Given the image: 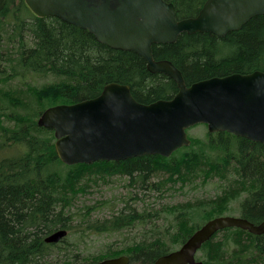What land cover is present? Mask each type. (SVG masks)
Returning a JSON list of instances; mask_svg holds the SVG:
<instances>
[{"label":"trees","instance_id":"1","mask_svg":"<svg viewBox=\"0 0 264 264\" xmlns=\"http://www.w3.org/2000/svg\"><path fill=\"white\" fill-rule=\"evenodd\" d=\"M166 1L173 3L180 19L196 15L205 0ZM152 48L155 59L170 60L181 70L187 85L210 76L264 71V14L252 17L240 29L223 36L182 32L175 42L153 44ZM8 68L11 72L7 79L26 74L56 79L44 86L51 88L48 92L53 96L45 107L93 98L110 82L128 84L133 97L142 103L169 98L177 91L172 78L149 72L145 59L137 53L103 44L88 30L57 17L37 16L24 0H0V75ZM43 107H32L33 112L23 117L24 123L0 125V149L16 145L22 148L20 154L0 155V264H54L52 257L61 254L64 261L60 264L102 258L105 250L89 259L83 258L81 252L70 248L75 242L66 238L57 243L45 241V237L59 229L70 233L72 221L66 207L72 197L66 194L72 187H80L88 171L101 168L99 165H118V170L138 188L155 186L147 181L161 158L159 155L90 164L62 163L53 146L52 130L39 127L35 121ZM188 137L191 143L184 146L182 169L187 166V172L192 168L194 172L203 166L201 163L210 162L214 174L225 180L232 176L224 187L227 198L245 193L239 204V216L255 224L261 222L264 145L226 131H207L205 140ZM218 149L222 152L217 156L220 162L211 157V151ZM60 165L67 169L64 176L59 173ZM54 166H58L57 170ZM222 206L221 198L213 203L215 209ZM150 217L149 213L140 214L136 209L129 213L120 210L109 224L103 221L98 231H118L136 226L137 222L146 225ZM191 233H185L179 243ZM220 233H226L222 240L217 237ZM120 250L129 255L131 262L150 264L173 249L145 240L140 245L121 246ZM199 251L204 264H264V233L257 235L228 227L215 233Z\"/></svg>","mask_w":264,"mask_h":264},{"label":"water","instance_id":"2","mask_svg":"<svg viewBox=\"0 0 264 264\" xmlns=\"http://www.w3.org/2000/svg\"><path fill=\"white\" fill-rule=\"evenodd\" d=\"M41 17H57L88 30L112 48L137 53L151 73H162L177 85L169 98L137 101L128 84L110 82L95 97L44 109L39 127L53 130L54 149L66 165L117 161L144 155L169 156L190 144L186 129L204 123L210 133L226 131L264 145V71L210 76L185 83L170 60H156L152 44L172 43L182 32L223 36L252 17L264 14V0H205L195 16L176 18L166 0H24ZM237 227L264 233V219L255 224L233 215L215 216L196 228L173 251L151 264H204L197 251L218 231ZM59 229L45 237L57 243ZM127 258L79 264H126Z\"/></svg>","mask_w":264,"mask_h":264},{"label":"rangeland","instance_id":"3","mask_svg":"<svg viewBox=\"0 0 264 264\" xmlns=\"http://www.w3.org/2000/svg\"><path fill=\"white\" fill-rule=\"evenodd\" d=\"M11 49L14 51L13 46ZM10 72L8 68L0 75V125L5 127H9L11 122L14 126L18 121L24 123L22 119L26 113L33 112L32 107L37 109L44 105L42 110L47 108L45 106L52 101L53 96L48 92L51 88L44 86L56 80L53 77L33 78L29 74L25 77L19 75L5 78ZM34 98L37 100L35 103ZM17 113H21L19 118ZM38 117L39 114L35 118L36 122ZM207 131V126L202 123L186 129L190 137L198 140H205ZM54 140L53 135V146ZM19 146L4 147L0 149V155L20 154L22 148ZM185 154L183 147L156 161L152 177L147 181L155 184L153 188L141 189L133 185L129 177L118 170V165L112 163H109L110 166H106L107 163L99 165L103 171L98 167L88 171L94 173H87L80 187L74 186L66 194L72 197L70 205L66 207L72 221V230L68 232L66 239L75 242L70 248L74 252H81L82 257L87 259L91 255L100 254L102 250L107 251L108 257L117 256L122 253L120 249L117 250L121 246L135 243L140 245L145 240L175 249L180 246V239L185 233L193 232L208 216H239V204L246 194L241 192L233 199L227 198L224 187L232 176L225 180L214 174L210 169V162L201 163L203 166L198 167L199 170L195 167L194 172L193 168L187 172V166L182 169ZM221 154L219 149L211 151L212 160L220 162L217 156ZM60 166L53 168L57 170L58 167L60 175L64 176L67 169ZM218 198L222 199L223 206L215 209L213 203ZM132 209L140 214L149 213L151 217L147 218L148 223L140 225L137 222L136 226L113 232L98 231L99 225L104 224L103 221L109 224L120 210L129 213ZM94 224L97 225L91 226ZM225 235L226 233L218 234V240H222ZM62 255H54L52 262L62 263ZM197 258L203 260L201 251L197 253Z\"/></svg>","mask_w":264,"mask_h":264},{"label":"flooded vegetation","instance_id":"4","mask_svg":"<svg viewBox=\"0 0 264 264\" xmlns=\"http://www.w3.org/2000/svg\"><path fill=\"white\" fill-rule=\"evenodd\" d=\"M107 254H103V256H106ZM121 255V254H120ZM120 255H117V256H120ZM117 256H110V257H117ZM128 264H134V262H131V260L129 259V263Z\"/></svg>","mask_w":264,"mask_h":264}]
</instances>
